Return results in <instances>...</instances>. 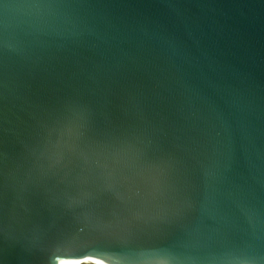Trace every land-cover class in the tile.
I'll list each match as a JSON object with an SVG mask.
<instances>
[{
  "label": "water",
  "instance_id": "95a60500",
  "mask_svg": "<svg viewBox=\"0 0 264 264\" xmlns=\"http://www.w3.org/2000/svg\"><path fill=\"white\" fill-rule=\"evenodd\" d=\"M0 264H264V0H0Z\"/></svg>",
  "mask_w": 264,
  "mask_h": 264
}]
</instances>
